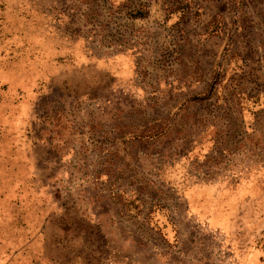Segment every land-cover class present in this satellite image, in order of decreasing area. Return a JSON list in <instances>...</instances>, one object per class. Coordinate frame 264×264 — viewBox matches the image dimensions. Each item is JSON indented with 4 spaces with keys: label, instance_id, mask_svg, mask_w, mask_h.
<instances>
[{
    "label": "rangeland",
    "instance_id": "374dc122",
    "mask_svg": "<svg viewBox=\"0 0 264 264\" xmlns=\"http://www.w3.org/2000/svg\"><path fill=\"white\" fill-rule=\"evenodd\" d=\"M0 264H264V0H0Z\"/></svg>",
    "mask_w": 264,
    "mask_h": 264
}]
</instances>
